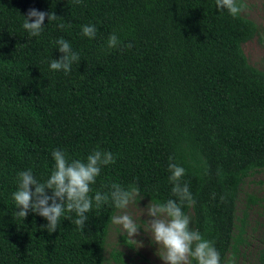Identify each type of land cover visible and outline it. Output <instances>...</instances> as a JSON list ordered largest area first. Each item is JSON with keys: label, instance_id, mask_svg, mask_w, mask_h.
Returning <instances> with one entry per match:
<instances>
[{"label": "trees", "instance_id": "obj_1", "mask_svg": "<svg viewBox=\"0 0 264 264\" xmlns=\"http://www.w3.org/2000/svg\"><path fill=\"white\" fill-rule=\"evenodd\" d=\"M238 2L233 17L215 0H0V264L122 259L118 250L106 256L110 204L93 207L81 229L66 212L52 233L35 213L16 216L17 173L31 168L45 178L54 148L69 159L112 152L115 163L102 167L92 190L135 183L148 199L170 198L167 165L183 166L190 226L222 264H235L244 242L240 188L264 169V68L243 49L258 25ZM30 8L58 17L29 37L21 25ZM89 23L92 39L81 34ZM112 33L119 43L108 49ZM58 37L78 53L67 74L48 68L61 55Z\"/></svg>", "mask_w": 264, "mask_h": 264}, {"label": "clouds", "instance_id": "obj_2", "mask_svg": "<svg viewBox=\"0 0 264 264\" xmlns=\"http://www.w3.org/2000/svg\"><path fill=\"white\" fill-rule=\"evenodd\" d=\"M241 8L238 0H215L217 11H227L233 17L240 13ZM22 16L21 26L29 37L41 34L46 17L47 23L58 17L54 12L36 8H30ZM56 27L63 29L65 24L59 23ZM81 34L89 39L94 38L95 25H81ZM52 43L61 55L56 59L51 58L48 68L67 74L73 63L78 61V53L63 37H58ZM118 43V37L112 33L107 37L105 47L112 49ZM127 47H131V43ZM50 155L53 166L45 178L38 180L31 168L17 173L16 188L10 194L16 216L24 218L29 212L35 213L46 221L41 227L52 233L66 212L75 213L72 222L81 229L93 207L110 204L114 212L109 223L117 226V234L134 239L138 231L143 230L149 242L156 246L155 252L162 264H222L214 244L190 226V217L183 210L185 205L190 206L194 202L188 183L181 180L185 174L183 166L174 162L167 165L172 193L170 198L158 200L151 196L140 207L138 202L144 193L135 183L127 186L111 183L107 191L92 190L91 185L96 182L102 167L115 163L116 157L112 152L93 149L84 159H69L63 149L54 148ZM130 205L142 211L134 215L129 210ZM142 214L144 219L141 218Z\"/></svg>", "mask_w": 264, "mask_h": 264}, {"label": "rangeland", "instance_id": "obj_3", "mask_svg": "<svg viewBox=\"0 0 264 264\" xmlns=\"http://www.w3.org/2000/svg\"><path fill=\"white\" fill-rule=\"evenodd\" d=\"M241 2L243 13L258 25L257 34L243 44L244 52L251 64L264 68V0ZM148 200L143 196L139 206L143 207ZM129 210L134 215L142 211L135 205H130ZM238 215V223L244 229V242L234 258L235 264H264V169L252 172L243 181ZM141 218H145L144 214ZM134 239L117 234V226L111 225L106 256L110 259L112 251L118 250L122 259L117 262L112 258L108 264H162L156 255V246L149 242L143 230H139Z\"/></svg>", "mask_w": 264, "mask_h": 264}]
</instances>
